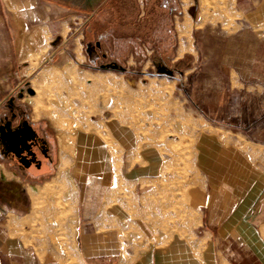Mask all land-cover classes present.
Listing matches in <instances>:
<instances>
[{
  "label": "crops",
  "instance_id": "crops-1",
  "mask_svg": "<svg viewBox=\"0 0 264 264\" xmlns=\"http://www.w3.org/2000/svg\"><path fill=\"white\" fill-rule=\"evenodd\" d=\"M234 5L246 30L201 68L194 30L213 2L0 0V264H264V0ZM46 45L62 67L172 84L204 126L193 150L169 154L98 97L71 128L38 115L23 62Z\"/></svg>",
  "mask_w": 264,
  "mask_h": 264
},
{
  "label": "rangeland",
  "instance_id": "rangeland-1",
  "mask_svg": "<svg viewBox=\"0 0 264 264\" xmlns=\"http://www.w3.org/2000/svg\"><path fill=\"white\" fill-rule=\"evenodd\" d=\"M245 1L253 4L255 0ZM211 2L215 11L205 12L200 24L201 26L204 21H209L206 23L209 26L194 30L195 50L201 55V60L195 64L201 68H220L223 60L217 53L229 51L226 49L224 37L239 31L243 32L247 27L243 22L245 15L236 10L234 0H205L207 6ZM7 31L11 41L14 34L21 30ZM22 32L21 37H26L28 36L26 32L29 30L24 29ZM38 35L40 39L50 38V34L43 30ZM48 48V45L37 47L40 58L23 62L30 63L29 72L35 69L32 77L38 93L37 99L39 98L40 101V105L37 106L38 115L45 106L64 118L68 124H72L85 110L89 111L90 107L95 105V99L98 97L99 112H104V115L114 114L121 122L141 128L139 131L144 128L150 129L152 144L167 148L169 154L176 150L188 152L193 150L198 133L204 129V126L195 123L192 118L182 113V103L177 100L172 84L170 86L158 81L139 82V86L135 88L118 73H99V76L95 77L96 75L77 66H71L70 69V66L62 67L47 58L44 59ZM23 49L25 53L35 51L30 45H23ZM140 63L142 62H138ZM191 63V60L185 61L184 67ZM60 127L64 128L63 125ZM61 148L67 152L62 144ZM188 159L190 160V156Z\"/></svg>",
  "mask_w": 264,
  "mask_h": 264
},
{
  "label": "bare ground",
  "instance_id": "bare-ground-1",
  "mask_svg": "<svg viewBox=\"0 0 264 264\" xmlns=\"http://www.w3.org/2000/svg\"><path fill=\"white\" fill-rule=\"evenodd\" d=\"M21 32H22V30H21ZM23 33V32H22ZM19 38H20V36H19ZM24 39H25V37H24ZM23 42V41H22ZM63 106H65L64 104H63ZM40 113H43V114H45L46 116L48 115V116H50V117H53L52 118V121H53V119L56 121V122H58L59 124H61V126L63 125V126H66V127H68V128H71V123L69 124V125H67V123H65L64 122V120L59 116V115H57L55 112H53L50 108H48V107H43L42 108V112H40ZM51 120V119H50ZM67 122V121H66ZM53 123V122H52ZM57 123V124H58ZM56 124V123H55ZM66 124V125H65ZM58 127H59V125H58ZM73 127V126H72ZM75 127V126H74ZM62 128V127H61ZM63 129H65V128H63ZM77 130V129H76ZM67 131V130H66ZM69 131V130H68ZM72 131H74V130H72ZM62 132V131H61ZM63 133V136H61L60 138H61V144H62V146L64 147V150H66L67 152H68V154H70V153H72L73 152V148H75V147H73L74 146V144H73V140H75L76 141V139H73L72 137L70 138V137H68V136H64V132H62ZM66 133V132H65ZM69 133V132H68ZM75 133V131L73 132V134ZM60 134V133H59ZM60 135H62V134H60ZM68 135V134H67ZM69 135H71V134H69ZM77 135V134H76ZM73 136V135H72ZM75 136V135H74ZM75 138H77V137H75ZM75 143V142H74ZM76 145V144H75ZM78 147H79V144L77 145ZM76 149V148H75ZM83 154V153H82ZM71 156H73V154L71 155ZM64 157V156H63ZM82 157V156H81Z\"/></svg>",
  "mask_w": 264,
  "mask_h": 264
}]
</instances>
